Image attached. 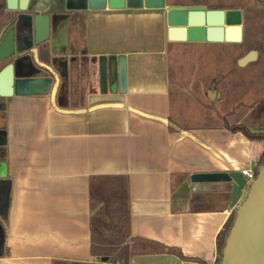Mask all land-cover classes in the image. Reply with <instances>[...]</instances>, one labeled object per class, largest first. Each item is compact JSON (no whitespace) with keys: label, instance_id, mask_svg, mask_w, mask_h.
I'll return each instance as SVG.
<instances>
[{"label":"crops","instance_id":"1","mask_svg":"<svg viewBox=\"0 0 264 264\" xmlns=\"http://www.w3.org/2000/svg\"><path fill=\"white\" fill-rule=\"evenodd\" d=\"M167 6L166 0H148L137 9L61 11L50 41L48 36L38 49L40 57L49 53L67 68L63 77L54 72V95L25 86L4 97L0 264H112L91 253L90 217L121 205L131 236L184 256L137 254L127 264H214L217 234L232 211L231 185L189 178L253 170L264 149L229 128L245 125L249 114L234 120L232 105L251 104L248 86L259 80L250 66L258 60L264 24L243 23L239 43L174 42L167 38ZM57 10L50 2L25 13L37 14L44 26ZM26 23L14 25L20 41L22 29L33 31ZM184 47H203L208 62L224 59L223 74L211 76L203 93L211 103L230 102L223 120L212 112V123H180L171 91L186 90L171 87L169 54L179 61ZM250 53L254 57L240 64ZM259 121L248 129L258 133L251 129L264 125ZM218 194L228 195V203Z\"/></svg>","mask_w":264,"mask_h":264},{"label":"water","instance_id":"2","mask_svg":"<svg viewBox=\"0 0 264 264\" xmlns=\"http://www.w3.org/2000/svg\"><path fill=\"white\" fill-rule=\"evenodd\" d=\"M8 11H20L24 21L32 25L35 38L20 41L14 26L0 36V97H9L23 92L28 79L18 77L19 65L30 63L29 54L37 52L38 44L49 36V20L37 22V13L51 2L61 11H83L108 9H137L147 5L148 0H5ZM29 11L28 13H25ZM21 19V20H22ZM18 16L16 15V22ZM14 24V25H15ZM39 24V27H38ZM167 38L174 42H228L242 40V12L239 9H206L204 6L170 5L166 7ZM42 27V28H41ZM36 44V48L33 45ZM28 52V53H27ZM38 54V52H37ZM254 57L250 53L240 60L244 64ZM32 62V60H31ZM22 72L26 68L22 67ZM38 77V76H37ZM54 95V92L52 93ZM0 163V180L4 177ZM192 183L223 182L231 185L230 208L236 209L233 224L222 250L221 264H264V164L257 176L248 184L241 171L194 173ZM245 194V195H244ZM244 195V198H242Z\"/></svg>","mask_w":264,"mask_h":264},{"label":"rangeland","instance_id":"3","mask_svg":"<svg viewBox=\"0 0 264 264\" xmlns=\"http://www.w3.org/2000/svg\"><path fill=\"white\" fill-rule=\"evenodd\" d=\"M18 16V26H20V21L23 18V15L17 14ZM244 25L248 23H255V24H264V16H252L251 20L245 21L244 16L242 14V24ZM19 28V27H17ZM262 35L260 36V46L253 45L252 48L257 47L260 50V53L258 55V60L255 64L251 65L250 68L253 70L254 73L257 72V79L259 80L257 84L251 85L249 84L248 90L251 92L249 96L247 97V102L249 101L251 104H248L246 106L245 103L242 104V106H233V119L237 120L239 119L240 114H249L244 119L243 122L245 123V126L250 127V123L261 120V124H264V26H262ZM48 31H50V28H48ZM51 39V32L49 34L48 42ZM41 44H38L37 46V52L32 51L29 54V62L26 61L24 67H26V70L29 66H35L36 68V78H38L37 82H33L32 79H28V82L26 84V91H42L45 89V91H48V93L51 95L54 91V80L55 75L54 72L65 76V73H67V68L65 66V63L63 60L57 59L54 60V58L49 55V53H44L41 57L39 55V46ZM251 47V46H250ZM33 48H36V44L33 45ZM246 49V48H245ZM243 49L245 52L246 50ZM193 50V51H192ZM43 52V51H42ZM207 52L203 51V47H200V49H197L194 51L193 47L190 49H187L184 47L180 54L179 61H178V54L176 53H170L169 54V72H170V79H171V87H178L181 86L184 88L185 93H180L174 88L171 91V103L173 109L176 111L177 115L179 114L180 123L183 125H196V124H208L212 123L213 121L210 119L209 115L214 114L217 115L216 121H221L225 117L221 114V112L224 109H227L230 106L229 104H225L223 102L221 105L216 103L209 102L205 96L203 95L204 90L209 86V81L211 76H219L220 74H223L224 70L226 69V64L222 56L220 58L223 62H220V58L218 57L216 60H212L211 62H208V56ZM37 55V56H36ZM39 57V59H38ZM38 61H37V59ZM32 60V62H31ZM54 61L57 62V64H54ZM37 62V63H36ZM56 65V66H55ZM85 65V63H84ZM58 67V69L56 68ZM61 69V71H60ZM33 72H28L25 75L32 74ZM64 88V87H63ZM244 96L242 101L244 100ZM3 101H5L4 97H0V104H3ZM235 102H233L234 104ZM247 107V108H245ZM263 109V113L259 112V110ZM243 110V113H242ZM245 110V111H244ZM0 112L3 114V109L0 108ZM0 116V120H1ZM1 123V122H0ZM256 127L258 125H255ZM252 131L257 132H264V125H260L258 128L251 129ZM4 130L2 127H0V140L1 137H4L3 134ZM4 142V141H3ZM3 144V143H2ZM258 144L262 145L264 142H258ZM245 195V194H244ZM244 195L242 198H244ZM114 254V253H113ZM115 256L118 258L123 259V256L119 254H115ZM112 257V256H111ZM109 257H102L105 262H110Z\"/></svg>","mask_w":264,"mask_h":264},{"label":"trees","instance_id":"4","mask_svg":"<svg viewBox=\"0 0 264 264\" xmlns=\"http://www.w3.org/2000/svg\"><path fill=\"white\" fill-rule=\"evenodd\" d=\"M168 5L182 6H204L207 9H225L241 10L245 21L251 20L252 16H264V0H166ZM61 10L55 11L49 20L50 31H55L61 21ZM16 22V12L6 9L5 0H0V36L6 30L14 26ZM171 129L181 130L173 122L169 121ZM229 128L234 131H240L251 140L264 142V133L251 132L247 126L231 125ZM264 164V149L259 155L253 169L254 178L257 176L258 169ZM220 195V194H218ZM228 203V195H220ZM236 215V209H232L225 225L220 229L216 237L217 256L214 264H221L222 250L225 244L228 232L233 224ZM6 218V207H0V222ZM91 233V253L97 257H109L112 264H116L120 258L115 254L123 256L124 264L128 259L137 254L154 253H173L181 258L184 256L177 248L166 247L150 240H145L131 236L130 217L128 210L124 206H118L117 209L105 212H98L90 217ZM114 253V254H113ZM112 256V257H111Z\"/></svg>","mask_w":264,"mask_h":264},{"label":"flooded vegetation","instance_id":"5","mask_svg":"<svg viewBox=\"0 0 264 264\" xmlns=\"http://www.w3.org/2000/svg\"><path fill=\"white\" fill-rule=\"evenodd\" d=\"M61 16V15H60ZM22 20H24V19H22ZM20 33H22L23 35H22V38H21V41L23 40H26V43L30 40V39H34L35 38V34L33 33V31H31V29L28 27H25V29L23 30H21V32ZM38 59H39V57H38ZM37 63V62H36ZM6 63H4L0 68H2L4 65H5ZM25 65V64H24ZM24 65H22V67H24ZM19 67V70H18V72H17V76L18 77H24L23 75H25V74H27L28 72H33L32 74H28L27 76H34V75H36V68H35V66L33 65V66H29L28 67V69L25 71V72H22L21 71V69H22V67H21V64L18 66ZM21 68V69H20ZM0 108H2V106H0ZM1 151V150H0Z\"/></svg>","mask_w":264,"mask_h":264},{"label":"built area","instance_id":"6","mask_svg":"<svg viewBox=\"0 0 264 264\" xmlns=\"http://www.w3.org/2000/svg\"><path fill=\"white\" fill-rule=\"evenodd\" d=\"M242 174L246 179V184L250 183L254 179L253 170H243Z\"/></svg>","mask_w":264,"mask_h":264}]
</instances>
